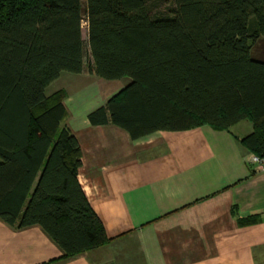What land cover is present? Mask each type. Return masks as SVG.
I'll use <instances>...</instances> for the list:
<instances>
[{
    "label": "trees",
    "instance_id": "trees-1",
    "mask_svg": "<svg viewBox=\"0 0 264 264\" xmlns=\"http://www.w3.org/2000/svg\"><path fill=\"white\" fill-rule=\"evenodd\" d=\"M149 1L0 0V220L41 227L67 258L109 243L77 180L65 94H45L61 74L83 73V23L90 73L130 81L88 115L92 126L136 141L249 121L240 143L264 160V64L250 58L264 0H159L160 13Z\"/></svg>",
    "mask_w": 264,
    "mask_h": 264
},
{
    "label": "crops",
    "instance_id": "crops-1",
    "mask_svg": "<svg viewBox=\"0 0 264 264\" xmlns=\"http://www.w3.org/2000/svg\"><path fill=\"white\" fill-rule=\"evenodd\" d=\"M129 83L63 73L45 92L65 94L62 126L81 155L77 180L109 243L67 258L41 227L0 220V264H264V171L240 143L252 124L136 141L115 126H92L88 115Z\"/></svg>",
    "mask_w": 264,
    "mask_h": 264
},
{
    "label": "rangeland",
    "instance_id": "rangeland-1",
    "mask_svg": "<svg viewBox=\"0 0 264 264\" xmlns=\"http://www.w3.org/2000/svg\"><path fill=\"white\" fill-rule=\"evenodd\" d=\"M82 4L85 5V0H82ZM149 6L151 8L152 13H160L164 12L166 10L165 4L160 2L159 0H151L149 1ZM82 40L85 44V66L83 70V74H91L89 71V67L92 64L89 50L87 47V25L83 23L82 25ZM250 58L253 61H256L258 63L264 64V38H260L251 48L250 51Z\"/></svg>",
    "mask_w": 264,
    "mask_h": 264
},
{
    "label": "built area",
    "instance_id": "built-area-1",
    "mask_svg": "<svg viewBox=\"0 0 264 264\" xmlns=\"http://www.w3.org/2000/svg\"><path fill=\"white\" fill-rule=\"evenodd\" d=\"M250 164L255 166L259 171H264V160H261L255 156H250Z\"/></svg>",
    "mask_w": 264,
    "mask_h": 264
}]
</instances>
